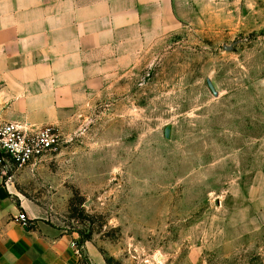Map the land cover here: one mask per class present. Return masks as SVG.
Returning a JSON list of instances; mask_svg holds the SVG:
<instances>
[{"label": "rangeland", "instance_id": "rangeland-1", "mask_svg": "<svg viewBox=\"0 0 264 264\" xmlns=\"http://www.w3.org/2000/svg\"><path fill=\"white\" fill-rule=\"evenodd\" d=\"M171 6L14 192L107 264H264V0Z\"/></svg>", "mask_w": 264, "mask_h": 264}, {"label": "crops", "instance_id": "crops-1", "mask_svg": "<svg viewBox=\"0 0 264 264\" xmlns=\"http://www.w3.org/2000/svg\"><path fill=\"white\" fill-rule=\"evenodd\" d=\"M171 15V0H0V122L40 128L106 89L146 27ZM12 185L0 180V264H107L89 245L78 257L72 236L19 223L31 205Z\"/></svg>", "mask_w": 264, "mask_h": 264}, {"label": "built area", "instance_id": "built-area-1", "mask_svg": "<svg viewBox=\"0 0 264 264\" xmlns=\"http://www.w3.org/2000/svg\"><path fill=\"white\" fill-rule=\"evenodd\" d=\"M62 144L61 135L52 127L39 128L28 124L0 122V180L14 183L16 177L30 166L55 153ZM17 221L30 226L25 213ZM78 257L82 250L72 244Z\"/></svg>", "mask_w": 264, "mask_h": 264}]
</instances>
